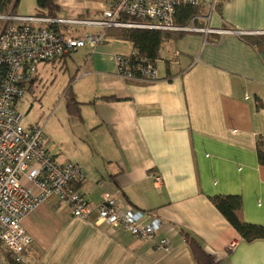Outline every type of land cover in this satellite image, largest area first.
<instances>
[{"label":"crops","instance_id":"obj_1","mask_svg":"<svg viewBox=\"0 0 264 264\" xmlns=\"http://www.w3.org/2000/svg\"><path fill=\"white\" fill-rule=\"evenodd\" d=\"M113 1L55 0V20L100 19ZM194 16L195 27L217 32H183L164 42L153 82L119 76L115 56H130L133 45L107 35L93 51L49 63L62 70L74 55L80 63L66 95L79 103V116L70 118L82 145L64 157L47 146L49 152L83 168L79 190L93 211L108 194L119 208L152 214L161 226L153 241L139 240L121 227L96 224L95 211L76 218L52 200L23 220L32 237L25 264H196L182 232L219 264H264V240L243 241L211 201L238 196L243 220L264 226V165L257 157L264 109L256 107L264 103V0H203ZM54 25L75 38L105 34ZM39 78L37 69L30 92ZM109 97L115 100H103ZM161 239L170 251L156 248ZM1 259L7 257L0 246Z\"/></svg>","mask_w":264,"mask_h":264},{"label":"built area","instance_id":"obj_2","mask_svg":"<svg viewBox=\"0 0 264 264\" xmlns=\"http://www.w3.org/2000/svg\"><path fill=\"white\" fill-rule=\"evenodd\" d=\"M202 6L203 0H114L96 20L0 16V21L10 23L0 30V246L9 256L1 259L0 264H25L24 255L32 244V237L25 231L23 220L52 200L61 208H69L76 218L87 220L95 211L96 224L121 227L139 240L153 241L161 226L160 220L152 214L119 208L108 194L102 196L101 203L93 211L79 188H75L85 180L83 168L70 162H57L47 149L42 126H23L18 104L37 77L38 65L61 60L79 49L93 51L105 40L104 33L75 38L48 26L61 23L102 30L217 32L195 27L197 16L191 18L190 26L174 24L176 9ZM128 57L115 56L121 78L146 83L157 79L155 66L149 63L139 66V73L135 74ZM154 182L160 185L161 180L156 177ZM144 219L148 223L143 224ZM233 247L231 244L229 249ZM156 248L168 252L171 245L161 239Z\"/></svg>","mask_w":264,"mask_h":264},{"label":"trees","instance_id":"obj_3","mask_svg":"<svg viewBox=\"0 0 264 264\" xmlns=\"http://www.w3.org/2000/svg\"><path fill=\"white\" fill-rule=\"evenodd\" d=\"M55 0H35L36 10L35 16L45 17L50 19L56 18L57 6L54 4ZM19 0H0V16L16 15V8ZM197 8L181 7L176 9L174 15V24L177 26H185L187 22L196 14ZM10 23L0 21V30L4 26H8ZM54 24H50L48 27L54 28ZM183 32H164L158 30H146V29H106L105 35L115 37L121 40H126L132 43L134 55H130L129 65L131 70L138 75L139 66H145L146 64H152L154 66L155 61L160 57V49L164 42L170 39H176L180 37ZM250 39V38H249ZM264 41V40H263ZM264 44V43H263ZM64 56L63 58L68 57ZM62 58V59H63ZM55 61L49 62L54 63ZM35 83V80L33 84ZM32 84V85H33ZM30 89V88H29ZM28 89V92H30ZM69 89L66 91L68 93ZM103 100H115L114 97L103 98ZM256 107L258 109H264V103L256 101ZM66 111L69 116H79V103L74 99L69 98ZM257 157L258 162L264 165V138H259L257 142ZM81 185H76L75 188H80ZM216 209L221 215L229 222V224L235 229L239 236L245 242H252L255 240H264V226H257L247 224L241 216V199L238 196H215L211 198ZM182 237L187 243L193 259L196 264H219L214 256L206 253L201 245L189 234L182 232ZM6 257L9 258L5 252Z\"/></svg>","mask_w":264,"mask_h":264},{"label":"rangeland","instance_id":"obj_4","mask_svg":"<svg viewBox=\"0 0 264 264\" xmlns=\"http://www.w3.org/2000/svg\"><path fill=\"white\" fill-rule=\"evenodd\" d=\"M33 0H19L17 14L33 13ZM80 63L75 58L67 59L61 70L58 64H39V81L36 87L26 93L18 104V112L23 116V126L39 124L43 127L45 139L53 155L78 152L82 147L73 132V119L68 116L66 91L69 81L75 76L76 67ZM42 79V80H41ZM72 86V85H71ZM1 251H4L1 247Z\"/></svg>","mask_w":264,"mask_h":264}]
</instances>
